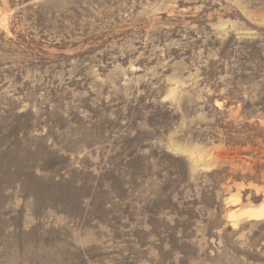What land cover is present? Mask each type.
<instances>
[{"label":"rangeland","instance_id":"rangeland-1","mask_svg":"<svg viewBox=\"0 0 264 264\" xmlns=\"http://www.w3.org/2000/svg\"><path fill=\"white\" fill-rule=\"evenodd\" d=\"M0 264H264V0H0Z\"/></svg>","mask_w":264,"mask_h":264},{"label":"bare ground","instance_id":"bare-ground-1","mask_svg":"<svg viewBox=\"0 0 264 264\" xmlns=\"http://www.w3.org/2000/svg\"><path fill=\"white\" fill-rule=\"evenodd\" d=\"M241 212L238 215H235L234 213H229L228 216L233 219V220H237L240 218H259L263 215V212L258 211L254 208H243L242 210H240Z\"/></svg>","mask_w":264,"mask_h":264}]
</instances>
